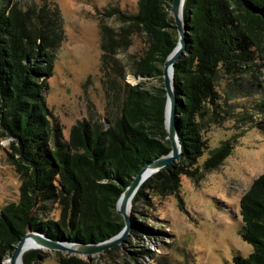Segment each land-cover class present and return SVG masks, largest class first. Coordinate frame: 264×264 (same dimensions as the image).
<instances>
[{
  "label": "trees",
  "instance_id": "16d2710c",
  "mask_svg": "<svg viewBox=\"0 0 264 264\" xmlns=\"http://www.w3.org/2000/svg\"><path fill=\"white\" fill-rule=\"evenodd\" d=\"M171 3L137 0L134 13L110 6L98 15L105 115L76 121L65 139L49 120L44 99L63 37L60 12L20 10L0 0V127L11 140L9 159L20 178L17 200L0 207V264L27 231L86 245L106 241L123 228L116 212L122 191L139 169L170 150L162 71L177 43ZM109 17L129 22L144 37L130 66V73L144 80L124 82L116 110L110 109L114 79L109 76L127 42L105 23ZM183 21L185 47L173 69L181 156L145 180L134 195L130 237L137 230L163 231L134 216V205L147 191L176 193L182 176L195 179L229 155L236 136L209 148L207 128L228 119L264 121V0H184ZM205 152L206 160L197 168ZM239 215L238 233L251 251L233 254L228 264H264V173L240 197ZM146 251L129 254L136 260ZM52 254L57 264H89L78 254ZM46 256L44 250L30 249L22 263L35 264Z\"/></svg>",
  "mask_w": 264,
  "mask_h": 264
},
{
  "label": "rangeland",
  "instance_id": "374dc122",
  "mask_svg": "<svg viewBox=\"0 0 264 264\" xmlns=\"http://www.w3.org/2000/svg\"><path fill=\"white\" fill-rule=\"evenodd\" d=\"M20 10L40 7L51 14L60 12L62 40L55 53L51 77L44 93L49 120L59 134L68 139L70 129L78 120L104 117L106 95L99 71L100 30L98 15L103 9L116 6L125 13H134L137 0H8ZM10 5V6H11ZM105 23L123 34L126 46L120 48L115 70H110V109H118L122 101L124 82L135 84L143 78L130 73L131 63L141 52L144 37L129 22L109 17ZM52 25V22L51 24ZM59 33V31H58ZM264 77V62L261 67ZM124 77V79L122 78ZM153 83L154 81H145ZM232 136L229 155L209 172L198 173L195 179L180 178L176 193L146 192L145 199L136 202L134 216L156 230L130 231L122 242L102 252L78 254L89 264H228L233 254L248 255L251 246L244 242L240 228L239 199L252 181L264 173V121L241 122L226 120L220 126L204 131L209 148ZM10 138L0 127V207L18 198L20 178L9 159ZM206 152L198 166L206 160ZM166 192V193H165ZM131 214V210H130ZM57 216V213L54 214ZM126 241V242H124ZM147 250L136 257L130 250ZM35 264H57L52 250ZM2 264H9L5 259Z\"/></svg>",
  "mask_w": 264,
  "mask_h": 264
},
{
  "label": "water",
  "instance_id": "95a60500",
  "mask_svg": "<svg viewBox=\"0 0 264 264\" xmlns=\"http://www.w3.org/2000/svg\"><path fill=\"white\" fill-rule=\"evenodd\" d=\"M183 3L184 0H172L170 12L174 18V24L177 30V43L169 53L163 63V85L166 92L165 104V129L167 139L170 144V150L139 169L129 184L124 188L116 203V212L122 216L124 221L121 231L113 237L98 244H65L55 242L46 238L40 233L27 231L12 248L9 257L6 258L9 264H23L22 255L30 249L63 251L69 254H91L102 252L107 248L113 247L127 237L131 227L130 202L140 186L153 174L165 168L168 164L175 162L181 156V148L176 132V98L173 88V69L175 62L183 53L185 42V26L183 21Z\"/></svg>",
  "mask_w": 264,
  "mask_h": 264
},
{
  "label": "bare ground",
  "instance_id": "6f19581e",
  "mask_svg": "<svg viewBox=\"0 0 264 264\" xmlns=\"http://www.w3.org/2000/svg\"><path fill=\"white\" fill-rule=\"evenodd\" d=\"M130 204H131V206H130L129 210H131V208H132V201L130 202Z\"/></svg>",
  "mask_w": 264,
  "mask_h": 264
}]
</instances>
